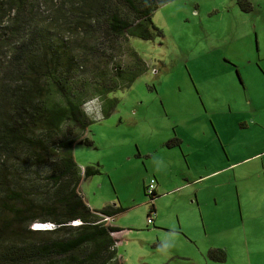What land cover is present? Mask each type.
<instances>
[{
  "label": "rangeland",
  "instance_id": "rangeland-1",
  "mask_svg": "<svg viewBox=\"0 0 264 264\" xmlns=\"http://www.w3.org/2000/svg\"><path fill=\"white\" fill-rule=\"evenodd\" d=\"M31 15L50 20L44 8ZM152 22L161 36L120 49L143 73L89 106L92 145L73 156L99 174L80 193L93 210L124 209L108 222L121 229L122 264H264V0H175ZM78 137L70 125L57 135Z\"/></svg>",
  "mask_w": 264,
  "mask_h": 264
},
{
  "label": "trees",
  "instance_id": "trees-1",
  "mask_svg": "<svg viewBox=\"0 0 264 264\" xmlns=\"http://www.w3.org/2000/svg\"><path fill=\"white\" fill-rule=\"evenodd\" d=\"M173 1L0 0V57L10 47L0 79V264H122L113 237L121 229L106 219L124 209L93 210L79 190L99 174L74 160L76 144L92 145L81 105L129 88L143 73L136 52L129 47L123 64L120 49L130 38L161 36L152 16ZM35 7L50 20L32 17ZM64 125L79 137L57 139ZM33 221L56 228L34 231ZM208 256L225 260L221 250Z\"/></svg>",
  "mask_w": 264,
  "mask_h": 264
},
{
  "label": "built area",
  "instance_id": "built-area-1",
  "mask_svg": "<svg viewBox=\"0 0 264 264\" xmlns=\"http://www.w3.org/2000/svg\"><path fill=\"white\" fill-rule=\"evenodd\" d=\"M156 190L155 187V183L153 180H151L149 182V184L146 187V193H148L149 195H152ZM111 219L107 218L106 221L109 222ZM152 220L148 219V224H152ZM79 222H75L73 223V225H78ZM55 227V225L53 224H40V223H35L32 225V230L35 231H47V230H53Z\"/></svg>",
  "mask_w": 264,
  "mask_h": 264
},
{
  "label": "clouds",
  "instance_id": "clouds-1",
  "mask_svg": "<svg viewBox=\"0 0 264 264\" xmlns=\"http://www.w3.org/2000/svg\"><path fill=\"white\" fill-rule=\"evenodd\" d=\"M90 105H97L98 107L102 105V98L98 95H94L92 97H90L89 99H87L82 105H81V110L84 112L85 116H91L92 114L89 112V106ZM43 170V169H42ZM50 171V170H49ZM30 223H34L35 224V221L33 222H30ZM40 224H43V223H40ZM49 224V223H47ZM32 229V227H31ZM35 231V230H34ZM49 231V230H47Z\"/></svg>",
  "mask_w": 264,
  "mask_h": 264
},
{
  "label": "crops",
  "instance_id": "crops-1",
  "mask_svg": "<svg viewBox=\"0 0 264 264\" xmlns=\"http://www.w3.org/2000/svg\"><path fill=\"white\" fill-rule=\"evenodd\" d=\"M155 193H156V190H155Z\"/></svg>",
  "mask_w": 264,
  "mask_h": 264
}]
</instances>
